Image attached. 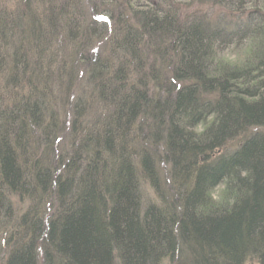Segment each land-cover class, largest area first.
<instances>
[{
	"label": "trees",
	"instance_id": "trees-1",
	"mask_svg": "<svg viewBox=\"0 0 264 264\" xmlns=\"http://www.w3.org/2000/svg\"><path fill=\"white\" fill-rule=\"evenodd\" d=\"M0 264H264V0H0Z\"/></svg>",
	"mask_w": 264,
	"mask_h": 264
},
{
	"label": "clouds",
	"instance_id": "clouds-1",
	"mask_svg": "<svg viewBox=\"0 0 264 264\" xmlns=\"http://www.w3.org/2000/svg\"><path fill=\"white\" fill-rule=\"evenodd\" d=\"M200 129H197V132H199ZM229 179H225L224 182L220 185V190L222 193L227 194L229 192ZM216 206H220L224 203V200H216L214 201Z\"/></svg>",
	"mask_w": 264,
	"mask_h": 264
},
{
	"label": "rangeland",
	"instance_id": "rangeland-1",
	"mask_svg": "<svg viewBox=\"0 0 264 264\" xmlns=\"http://www.w3.org/2000/svg\"><path fill=\"white\" fill-rule=\"evenodd\" d=\"M211 195H212L213 199L218 200L220 198V196L222 195L220 187L218 189H216Z\"/></svg>",
	"mask_w": 264,
	"mask_h": 264
}]
</instances>
